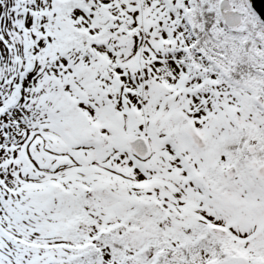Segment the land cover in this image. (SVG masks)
<instances>
[{
    "label": "snow or ice",
    "instance_id": "1",
    "mask_svg": "<svg viewBox=\"0 0 264 264\" xmlns=\"http://www.w3.org/2000/svg\"><path fill=\"white\" fill-rule=\"evenodd\" d=\"M0 264H264L252 0H0Z\"/></svg>",
    "mask_w": 264,
    "mask_h": 264
},
{
    "label": "flooded vegetation",
    "instance_id": "2",
    "mask_svg": "<svg viewBox=\"0 0 264 264\" xmlns=\"http://www.w3.org/2000/svg\"><path fill=\"white\" fill-rule=\"evenodd\" d=\"M256 10L261 14L262 17H264V0L259 4V7H255Z\"/></svg>",
    "mask_w": 264,
    "mask_h": 264
},
{
    "label": "water",
    "instance_id": "3",
    "mask_svg": "<svg viewBox=\"0 0 264 264\" xmlns=\"http://www.w3.org/2000/svg\"><path fill=\"white\" fill-rule=\"evenodd\" d=\"M254 7H259V4L262 2V0H252Z\"/></svg>",
    "mask_w": 264,
    "mask_h": 264
}]
</instances>
